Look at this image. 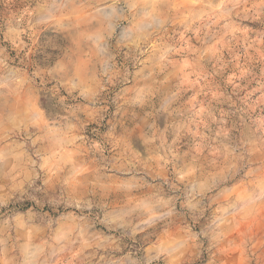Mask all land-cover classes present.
<instances>
[{"label":"clouds","instance_id":"9594fccd","mask_svg":"<svg viewBox=\"0 0 264 264\" xmlns=\"http://www.w3.org/2000/svg\"><path fill=\"white\" fill-rule=\"evenodd\" d=\"M0 264H264V0H0Z\"/></svg>","mask_w":264,"mask_h":264}]
</instances>
